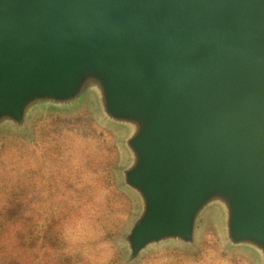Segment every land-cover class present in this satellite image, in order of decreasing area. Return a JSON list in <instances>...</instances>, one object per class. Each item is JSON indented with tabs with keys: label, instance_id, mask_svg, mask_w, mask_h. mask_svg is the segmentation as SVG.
<instances>
[{
	"label": "water",
	"instance_id": "water-1",
	"mask_svg": "<svg viewBox=\"0 0 264 264\" xmlns=\"http://www.w3.org/2000/svg\"><path fill=\"white\" fill-rule=\"evenodd\" d=\"M91 92L129 135V261L221 207L264 264V0H0V125Z\"/></svg>",
	"mask_w": 264,
	"mask_h": 264
},
{
	"label": "rangeland",
	"instance_id": "rangeland-1",
	"mask_svg": "<svg viewBox=\"0 0 264 264\" xmlns=\"http://www.w3.org/2000/svg\"><path fill=\"white\" fill-rule=\"evenodd\" d=\"M83 97L40 102L24 126L0 125V184L23 185L20 224L38 231L35 249L43 247L35 264H259L252 249L228 241L221 207L202 213L194 244L164 241L129 261L125 236L142 202L122 179L132 161L128 131L106 117L95 92ZM48 228L56 242L43 238Z\"/></svg>",
	"mask_w": 264,
	"mask_h": 264
},
{
	"label": "trees",
	"instance_id": "trees-1",
	"mask_svg": "<svg viewBox=\"0 0 264 264\" xmlns=\"http://www.w3.org/2000/svg\"><path fill=\"white\" fill-rule=\"evenodd\" d=\"M13 192H9L10 184H0V264H35L40 249H35L40 240L39 232L33 228L25 230L26 223L20 224L25 219L24 197L18 193L23 185L21 181L16 182ZM17 191V193H16ZM33 221L29 223L32 225ZM53 220L51 219V223ZM44 239H59L54 229L41 230ZM30 251L32 259H27L25 253ZM42 258V257H41Z\"/></svg>",
	"mask_w": 264,
	"mask_h": 264
}]
</instances>
